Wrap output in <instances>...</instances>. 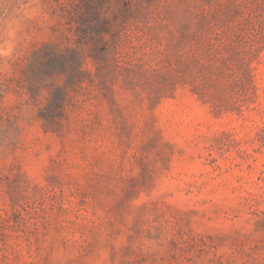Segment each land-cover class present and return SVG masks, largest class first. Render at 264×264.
<instances>
[{
  "label": "rangeland",
  "instance_id": "rangeland-1",
  "mask_svg": "<svg viewBox=\"0 0 264 264\" xmlns=\"http://www.w3.org/2000/svg\"><path fill=\"white\" fill-rule=\"evenodd\" d=\"M25 2L0 264H264V0Z\"/></svg>",
  "mask_w": 264,
  "mask_h": 264
},
{
  "label": "clouds",
  "instance_id": "clouds-1",
  "mask_svg": "<svg viewBox=\"0 0 264 264\" xmlns=\"http://www.w3.org/2000/svg\"><path fill=\"white\" fill-rule=\"evenodd\" d=\"M36 12L25 0H0V65L14 58L25 24Z\"/></svg>",
  "mask_w": 264,
  "mask_h": 264
}]
</instances>
